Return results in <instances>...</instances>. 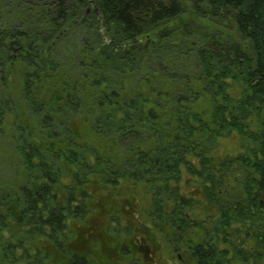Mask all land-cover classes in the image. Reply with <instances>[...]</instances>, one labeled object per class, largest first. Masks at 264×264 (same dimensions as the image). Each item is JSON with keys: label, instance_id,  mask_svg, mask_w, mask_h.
Returning <instances> with one entry per match:
<instances>
[{"label": "trees", "instance_id": "obj_1", "mask_svg": "<svg viewBox=\"0 0 264 264\" xmlns=\"http://www.w3.org/2000/svg\"><path fill=\"white\" fill-rule=\"evenodd\" d=\"M0 155V264H262L264 0H0Z\"/></svg>", "mask_w": 264, "mask_h": 264}, {"label": "rangeland", "instance_id": "obj_2", "mask_svg": "<svg viewBox=\"0 0 264 264\" xmlns=\"http://www.w3.org/2000/svg\"><path fill=\"white\" fill-rule=\"evenodd\" d=\"M239 152V141L236 138V136H231L227 139L221 140L219 145L217 146V148L214 150L213 153V158L217 161L220 162L222 159H224L225 157H231V156H235L237 153ZM1 156V155H0ZM2 157H0V181H5L11 177H9L8 172H6L5 169V164L2 163ZM11 176V174H10ZM184 184V181H182V185ZM194 186V185H193ZM194 189H196V187L194 186ZM186 192H191V190H186ZM144 199L141 201L142 203H140L139 206H137V210L136 213L138 215H135L132 217H127V222L128 224H131V229L134 231L135 236H133V238L131 239V243H134L137 247H139L141 249V252L139 253V255H137V260L139 262L143 261L144 264H194L188 254L186 253L185 250L180 249V251L177 253H173V251L171 250V248L167 247V244L165 243V241L163 240L164 237L163 236H158V232H156V228L153 230L151 227V224L148 223V226L146 227H142L145 233V237L141 238L138 234H137V229L139 228V224L141 221L139 220H143V217L145 215V212L147 211L143 204ZM146 210V211H145ZM145 211V212H144ZM144 221V220H143ZM106 223V222H105ZM105 223H102V226H105ZM144 225H146L144 223ZM122 229V227H121ZM150 229L151 232H153L154 237H152V235H148L149 233L147 232V230ZM139 238V239H138ZM114 242L112 244L107 245V256L108 261L111 264H129L126 263L127 260H129L128 257H123L120 255V251H119V246H118V241L113 240ZM242 245L243 247L247 248L251 245L250 240H242ZM101 247V246H100ZM113 261V262H112ZM262 264H264V260H262Z\"/></svg>", "mask_w": 264, "mask_h": 264}]
</instances>
